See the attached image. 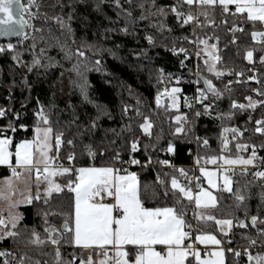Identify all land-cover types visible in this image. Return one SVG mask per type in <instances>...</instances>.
<instances>
[{
	"label": "trees",
	"instance_id": "16d2710c",
	"mask_svg": "<svg viewBox=\"0 0 264 264\" xmlns=\"http://www.w3.org/2000/svg\"><path fill=\"white\" fill-rule=\"evenodd\" d=\"M58 3H75V0H37L34 14L38 15L33 18L32 25L35 29L42 32H32L30 37L25 41H18L14 45L13 50L0 52V110H3L5 115L0 116V137L11 139L12 144L9 147L13 152L15 146L25 140H30L33 137V132L37 127L39 117L38 110L43 106L44 111L48 114L53 122L59 120V124H53L54 132L63 131L64 139H72L74 145H67L65 142L61 145L59 158L56 159L58 165L65 167L71 165L75 168L84 166H114L125 163L129 157L140 161L136 167H132L128 172L137 174L142 195L150 197L153 193L157 196L155 199H146V207L155 206H173L174 201L170 198H165L162 193L164 188L155 179L159 175V179L167 182L170 188L172 175H175L171 169L158 167L162 164L159 161L168 160L177 166H189L193 162V158L200 157L199 162L207 160L211 156H226V157H244L248 158L253 150L256 149L258 157H264V150H261V144L264 141V136L254 131L255 121L264 117V106L258 104L255 111L249 110L251 113V121L248 120L249 112H235L231 119H218V113L230 111L229 93L225 92L221 101H214L209 94V99L203 103H197L189 109H182L181 103L177 111L171 110L167 102L162 108L155 105L157 93H162V79L158 80L157 75L162 69L164 76L168 77L171 74V84L181 89L179 93L180 102L184 95L191 93L194 72H197L199 65L200 75L203 78L212 80L213 84L220 89L224 88L229 81L239 79L241 83H232L229 86L232 88L231 98L237 103L247 104L246 97H251L253 100L261 101V97L254 89L264 91V64H261L259 57L261 49L264 48V42H261L258 37L253 40L251 32L253 25L250 22L241 23L236 21L235 26L242 28L243 32H236L235 37L230 30L233 25V18L228 17L225 23H221L224 14L217 8L215 9L214 18L215 25L208 22V26L201 29L196 27V36L201 39H208L209 44H217L216 55L221 57L217 61V68L226 73L221 79L208 74L205 66L202 64L199 57H194V52L200 48L191 41L196 39L193 36V26L184 25L181 27L176 20L175 14L169 12L166 17L156 15L157 7L168 8L177 4V0H155L156 7H152L153 0H120L123 11L120 16H117V9L114 7V0H104L102 5L103 13L95 11V0H88V4L76 3L75 15L87 17L88 28L84 29L78 19H73L72 28L74 29V38H68V47L73 53L77 49L84 51V57L73 55L71 59H64L59 48L49 47L54 41L49 37V29L53 35L58 36L59 26L56 24L54 17L58 15L64 16L67 20V14L72 11L71 8L53 7ZM92 6H88V5ZM140 5L144 7L141 8ZM234 11V7L230 6ZM187 11V6H185ZM132 13L131 20L126 24L124 12ZM147 19H140L141 15ZM211 14V10H210ZM105 15L107 18H105ZM152 17V19H151ZM163 21L165 30L159 32L155 27L160 21ZM203 20V17H201ZM131 21H135L132 23ZM115 22V23H113ZM127 27L128 33L125 34L120 29ZM105 28L114 29L112 32L104 33ZM171 29V32L167 31ZM255 30L263 32L264 25L256 24ZM95 33V35H94ZM41 35L44 39L41 40ZM153 36L155 46L149 45L145 41L147 36ZM188 37L189 42H184L182 37ZM219 37V40L214 37ZM34 38V41H33ZM212 38V39H209ZM64 37H61L63 41ZM73 39L75 43H73ZM235 39V43L232 41ZM176 40L173 45L172 41ZM33 42L35 49L32 48ZM87 45H95L96 48L105 49L103 53L93 55L92 50L87 48ZM119 45L117 48L116 46ZM175 47L177 52L181 47L188 52V57L185 58L183 53L179 55L173 54L168 49ZM46 49L43 57L51 56L57 61L58 66L45 70L44 68H34L32 72L28 71L27 64L31 62L33 55L37 58L41 57V49ZM111 49L109 53L106 51ZM253 50V63L249 64L245 58L246 52ZM16 52L22 53L20 61L12 59ZM144 53L147 54V58ZM87 58V59H86ZM95 60H100L99 70H96L94 65ZM183 60L186 67H181L180 61ZM87 63L88 70L86 77L88 81V91L90 98L96 103L107 107L111 113V119L104 117L99 122V128L87 131L85 122L89 115H95L96 109L91 104L82 102L79 88L75 86L73 81H78L75 72H72V66L77 62ZM44 63H48L43 59ZM243 72V76L237 78L235 75H228V71ZM63 72V75L61 73ZM39 73V75L37 74ZM256 77L255 80L248 79ZM25 78L27 85H25ZM168 79V78H167ZM179 79V82L177 80ZM197 79V78H196ZM243 81H246L244 83ZM259 81V83L257 82ZM197 88H203L202 81L196 84ZM139 100V104L137 101ZM39 101V103L37 102ZM203 104H209L210 114L195 116L196 111L203 112ZM51 105H55L51 108ZM71 106V107H70ZM127 107L128 111L122 110ZM167 109V110H166ZM137 110L141 113L137 115ZM73 111L78 117L77 123L81 127L77 129L75 126L68 128L67 123L73 119ZM177 115L187 116V121L182 122L184 131L176 133L175 129L179 125L174 120ZM147 117L152 124L150 134L144 135L140 125ZM11 125V127H9ZM43 127L44 125H40ZM240 128L243 135L238 140L232 139V134L225 133L224 128ZM15 129L13 131L12 129ZM82 133L77 135V133ZM227 137L229 144L228 150H223L221 140ZM199 138V142L198 139ZM209 141L208 145L203 144V140ZM131 142L137 143V150L130 152ZM169 143L173 145L174 151L168 152ZM241 143L247 145L244 151H238L236 144ZM90 145L96 156L92 161L87 155ZM72 152L75 159L69 161L67 156ZM51 155V153H50ZM146 165H151L154 168H146ZM264 166V165H263ZM236 169L234 180L240 179L241 183L252 181L253 177L248 175L241 178L239 168ZM249 172L255 171L249 168ZM264 170V168H263ZM167 174V175H165ZM10 175V170L0 168V178ZM200 176V175H199ZM58 183H66L63 177L57 179ZM203 183V180H202ZM146 186V188H145ZM234 188L236 184L234 183ZM259 183H256L252 189V198L248 201L249 215H258L264 219V207L258 208L260 204ZM73 195L67 192V189L62 193L54 194L51 197L50 206H43L42 201H37L35 204L41 208H46L49 212L57 213L67 211L66 208L60 207L61 203L67 204L69 197ZM218 199V210H212L211 213L216 218H230L229 206L232 205V200L228 193L221 196L218 190L214 191ZM177 209L187 207L186 219L192 224V236L198 235L196 231L198 224L203 225L202 221H197L195 218H190L193 212V203L189 204L187 200H183L180 205H175ZM20 213L23 219L20 222V228L27 226L28 232L21 233L19 241H13L11 238L0 240V251L10 252L11 255L4 257L0 256V264H3L7 259L12 264L18 260L20 255L25 252L35 259H47L49 264L54 259V248L51 245L44 247L43 251L49 253L48 256H41L39 250L29 246L25 247L24 239L30 235V230L35 228L37 232L44 236V223L39 215L37 208L33 205L21 207ZM234 214L240 219H243V211H235ZM63 223V220L58 215H49L48 224L57 228ZM206 230L217 239H221L222 247L225 249V264H230L233 261L231 252L226 251L227 248H248V241L242 236H250L257 240L255 249L251 250V254H264V248L260 247V240L256 230L248 228L234 227L225 237L220 234L213 221L204 225ZM229 240L234 243H228ZM62 255L65 259H71L73 254L76 258L75 264L80 258H84L85 254L73 246L63 245L61 247ZM191 259V258H189ZM239 264H249L247 257L237 258Z\"/></svg>",
	"mask_w": 264,
	"mask_h": 264
},
{
	"label": "snow or ice",
	"instance_id": "6c2138e0",
	"mask_svg": "<svg viewBox=\"0 0 264 264\" xmlns=\"http://www.w3.org/2000/svg\"><path fill=\"white\" fill-rule=\"evenodd\" d=\"M76 3L88 4V0H75V3H58L53 7H59L61 9L69 7L72 9L67 14V20L64 16L58 15L54 17L56 24L59 26L60 34L58 36L53 35L52 30L49 29V37L54 41L49 47L59 48L63 54L64 59H71L73 55L78 57H84L85 52L77 49L76 53L68 47V38H74L75 32L71 24L73 19H78L84 29L88 28L87 17H80L75 15ZM131 3V0H128ZM104 0H95V11L103 13L102 5ZM234 5V11L230 6ZM37 6L35 0H28V5L25 6L21 3V0H0V35L4 36H17L28 39L26 35V27H31L33 32L40 31L29 24V21L25 19V14L35 18L38 13L33 14L31 8ZM92 6V5H88ZM187 6V11H185ZM114 7L118 10L117 16H120V12L123 11L120 0H114ZM143 8V5H140ZM152 7H156L155 0H153ZM219 8L224 17L221 23H225L228 17L233 18V27L230 29L235 37L236 32H243L242 28L235 26L236 21L241 23L250 22L253 25V31L251 32L253 40L258 37L261 42H264V32L256 31L255 25H264V0H177L176 5H172L168 8L157 7L156 15L160 17H166L169 12L174 13L176 20L180 23L181 27L184 25L193 26V36H196V27L201 29L208 26L209 20L215 25L214 13L215 9ZM211 10V14H210ZM125 23L127 24L132 17L130 11L124 12ZM203 17V20H201ZM105 18L106 15H105ZM140 19H147L143 14ZM135 23V21H131ZM115 23V22H113ZM155 27L159 32L163 33L165 30L164 23L161 20ZM114 29L105 28L104 33L112 32ZM119 31L128 33V28L125 27ZM171 32V29H167ZM95 35V33H94ZM61 37H64L63 41ZM219 40V37H214ZM44 37L41 35V40ZM149 45L155 46V39L149 35L146 37ZM184 42H189L188 37L179 38ZM212 39V38H209ZM34 41V38H33ZM75 43V40L72 41ZM235 43V39L232 41ZM173 45L176 40L172 41ZM194 43L197 48L199 45H203L202 51L205 52L207 59L204 60L207 70L212 73L216 79H221L226 73L217 68V61H220L221 57L216 55L217 44H209L208 39H201L196 36ZM8 49L14 51V46L8 44ZM36 45L33 42L32 48L35 49ZM117 48L119 45L116 46ZM89 50H92L93 55L103 53L105 49L96 48L95 45H87ZM173 54L179 55L183 53L185 58L188 57V52L185 48L181 47L179 52L175 47L168 49ZM4 51L3 47H0V52ZM46 49H41V57H43ZM109 53L111 49H107ZM259 61L264 64V48L261 50ZM22 53L16 52L12 56L13 60L20 61ZM147 58V54L144 53ZM197 57L200 56V52L197 51ZM245 58L249 64L253 63V50L246 52ZM43 59H46L48 63H44ZM37 58L33 55L30 63L27 64L28 71L32 72L34 68H44L45 70L53 67H57V61L54 57L47 56ZM87 59V58H86ZM101 61L95 60L94 65L96 70H99ZM181 67H186L183 60L180 61ZM88 70L87 63L77 62L72 66L71 71L76 73L78 81H73L76 87L79 88L80 95L82 96V102L85 104H91L95 109V115H89L85 113L87 120L85 122V129L87 131L98 129L99 122L107 117L111 119V113L107 107L96 103L89 95V85L86 77ZM39 75V73H37ZM228 75H235L237 78L243 76V72H233L229 70ZM63 75V72L61 73ZM164 73L160 69L157 75V79H163ZM171 78V74L167 77ZM196 83L198 84L203 79V88H197V94L194 97L195 100L203 103L209 99V94L212 100L221 101L225 92L229 93L230 111L218 113L217 118L231 119L235 112L231 110H237L239 112H249V110L255 111L258 104L264 106V100L257 101L251 97H246L247 104L237 103L231 98L232 88L229 86L232 83H241L239 79L235 81H229V84H225L223 89L217 88L212 80L203 78L200 75L199 65H197ZM250 80H255L256 77H249ZM179 82V79L177 80ZM246 83V81H243ZM259 83V81H257ZM25 85H27V79L25 78ZM261 97H264V91L260 89H254ZM181 92L179 87H173L171 91L165 89L163 94L157 93L156 104L161 106V95H166L171 104L170 108H178V96ZM39 103V101H37ZM184 103L191 108L192 104L189 103V99L186 97ZM139 104V100L137 101ZM54 108L55 105H51ZM71 107V106H70ZM204 111H196L195 116L200 117L202 115L210 114L209 104H203ZM167 110V109H166ZM123 112H127L125 107ZM141 113L137 110V115ZM5 115L3 110H0V116ZM37 116L39 121L35 128V138L31 141H24L15 146V153L9 151V147L12 144L11 139H0V166H7V170L11 172V178H6L0 183V200L8 201V215L7 217L0 214V240L11 238L13 241H19L21 239L22 232H28L27 226L23 229L20 228V222L23 219L22 214L15 211L21 204L33 205L37 208V215H39L45 225L43 231L44 236L36 231L35 228L30 230V235L24 239L25 247H33L39 250L41 256H48L49 253L43 251L44 247L51 245L54 248V259L51 264H75L76 258L73 254L71 259H65L61 252L63 245L76 246L81 249L91 250L98 255H102L98 264H225V249L209 251L204 249V258L201 257V251L194 248L192 244L186 243L187 240L192 238V224L186 219L187 207L177 209L175 205H180L183 200H187L189 204L194 203L196 209H202L198 213H194V218L197 221H202L203 225L198 224L196 231L199 233L194 237L202 245H221L222 240L217 239L216 235L211 234L206 230L204 225L208 222L214 221L218 226L219 231L227 237L228 233L234 228H248L255 229L257 236L264 238V219H261L258 215H249L248 201L252 198V189L256 183H259L260 192L259 200L260 204L258 208L264 207V170H259L260 165H264V157H258L256 149L253 147L252 153L248 158L240 157L229 158L226 156H211L207 158L205 163H211L217 166L218 171H207L201 167L200 172L207 178V184L211 189H217L221 196L224 193H228L232 200V205L229 206L230 218H216L209 209L218 210V197L213 194L209 188L202 187V181L199 177L188 178L187 170L180 168L176 169L174 165H170L168 160L159 161L160 164L168 165L173 168V172H179V174L189 181L190 186H182L175 175H172L170 185L166 181L157 177L159 184L164 188L162 195L165 198H170L174 201L173 206H155L146 207V199H155L157 194L153 193L150 197L142 195L141 186L135 172H127L126 169H116L113 167H95L87 166L75 168L71 165L65 167L63 165H57L53 168L55 159L59 158V151L61 145L65 142L67 145L73 146L74 141L72 139H64L63 131L54 132L53 124H59V120L53 122L50 120L48 114L44 111L43 106L38 110ZM187 116L177 115L175 120L179 125L176 127V133H182L184 131L183 123L187 121ZM251 113L249 112L248 120L251 121ZM78 117L73 111V119L70 120L66 127L71 128L75 126L77 129L81 127V124L77 123ZM44 125L41 127L40 125ZM257 125L254 131L261 136H264V117L255 121ZM11 127V125H9ZM145 134H150L152 128L151 122L147 117L144 118V122L140 125ZM15 131V129H12ZM225 133H231L233 140H238L243 132L240 128H224ZM82 133H77L81 135ZM198 142H199V138ZM209 141L203 140V144L207 146ZM223 150H228L229 141L227 137H223L221 140ZM87 155L89 157H95L96 153L92 150L90 145ZM132 151L137 150V143L133 142ZM247 145L237 143L236 148L238 151H244L247 149ZM264 148V144H261ZM168 152H173L174 148L169 143ZM51 153V155H50ZM14 156V159H13ZM67 159L72 161L75 156L72 152H69ZM200 157H197V163H199ZM259 164H256V161ZM222 161V163H218ZM130 164H139L140 161L131 159L128 161ZM241 166L239 175L241 178L251 175L252 181H246L241 183L240 179L234 180L236 176V169L234 166ZM248 166L255 168V171L249 172ZM124 171L126 174L121 175L120 172ZM219 178L222 179V185L218 184ZM231 173V174H229ZM167 175V174H165ZM35 176V179H33ZM61 176L66 183H57L53 177ZM197 181L196 184H192V180ZM13 181H17L24 185L23 191H21L22 199L12 200V195L18 190L14 186ZM234 183L236 187L234 188ZM33 185L35 190L33 191ZM43 188V191L41 189ZM65 188L67 192L73 194L69 197L67 204L61 203L60 207L66 208L67 211H61L57 213L49 212L46 208H41L35 204L37 201H42L43 206H50L51 197L54 194L62 193ZM146 188V186H145ZM195 189V191H194ZM107 198V199H106ZM243 211V219L236 216L234 211ZM49 215H58L62 218L63 223L59 228L50 226L48 224ZM243 239L248 241L249 246H255L257 240L250 236H242ZM228 243H234L229 240ZM157 246L160 249L157 250ZM260 247L264 248V239L260 240ZM114 253L113 256H109V252ZM226 251L231 252L233 255V261L230 264H239L240 258L247 257L249 264H264V254H257L253 256L247 249L242 253L233 248H227ZM11 253L7 251H0V256H10ZM192 259H189V257ZM3 264H12L9 260L5 259ZM15 264H49L47 259H33L26 252L15 261ZM79 264H95L91 255L87 260L79 259Z\"/></svg>",
	"mask_w": 264,
	"mask_h": 264
},
{
	"label": "built area",
	"instance_id": "2783aa9c",
	"mask_svg": "<svg viewBox=\"0 0 264 264\" xmlns=\"http://www.w3.org/2000/svg\"><path fill=\"white\" fill-rule=\"evenodd\" d=\"M36 1H37V0H35V4H36ZM21 3L24 4L25 6H27V5H28V0H21ZM35 9H36V6H33V7L31 8V12H32L33 14H34ZM25 19H27V20L29 21V24L32 25V20H33V17H32V16H30V15H28V14L26 13V14H25ZM31 32H32V28H31V27H26V35L28 36V38L30 37ZM18 41H21V42H22V41H25V39H24V37H21L20 39L15 40V41H11V42H8V41L0 42V47H3V48H4V51H6V50H8V47H7L8 44H12V45L14 46V45H16V43H17ZM145 41L148 43V41H147L146 38H145ZM4 51H2V52H4ZM196 84H197V83H196V74H195V72H194V76H193V84H192V91H191V93H189V94H187V95H184V98H183V100L181 101V108H182V109H185V110H186V109H189V107L184 103V100H185L186 97L189 99V103L192 104V107H194L197 103H200L199 101H197V100L194 99V97H195L196 94H197V86H196ZM162 93H164V92H162ZM162 93H161V94H162ZM166 98H167L166 95H161V106H160V108H162V107L164 106V102H165ZM156 105H157V104H156ZM157 107H158V106H157ZM132 144H133V142H131V145H130V152H133V151H132V147H131ZM262 144H264V141H263ZM261 150H264V148L261 147ZM93 159H94L93 157H90V161H92ZM131 159H132V158L129 157L128 160H127L125 163L120 164V165L117 164V165H114V166H111V167L116 168V169H122V170L126 169L127 172H128L132 167H136V166L138 165V164H130V163H128V161H130ZM205 161H206V160L197 163V159H196V158H193V162H192L191 165H189V166H177V165L172 164L171 162H169V164H170V165H174L176 169H180V168L186 169V170H187V174H188V178L199 177L200 180L202 181L201 177L199 176V170H200L201 167H207V166H208L209 163H205ZM56 163H57V161H56ZM218 163H221V161H218ZM255 163H256V164H259V161L257 160ZM145 167H146V168H154V167L151 166V165H146ZM158 167H159V168H160V167L168 168V169H171V170L173 171V168L170 167V166H168V165H163V164H162V165H160V166H158ZM216 167H217V166H216ZM249 168H253V167L250 166ZM263 168H264V166H263V165H260L259 170H263ZM253 169H255V168H253ZM255 170H256V169H255ZM121 172H124V171H121ZM175 173H176V175H177V179H178V181L181 183L182 186H190V185H189V181H188V179H186L185 177L181 176V175L179 174V172H175ZM229 174H231V173H229ZM10 175H11V172H10ZM157 177H159V175H156V176H155V179H156V180H158ZM196 183H197V181H196L195 179H193V180H192V184H196ZM194 191H195V189H194ZM106 199H107V198H106ZM189 217L192 218V219H194V212H192V213L190 214ZM192 229H193V228H192ZM191 231H192V230H191ZM186 243H188V244H192V245L194 246V248L197 249V246H196V244H195V242H194V237H193V236H192V238H190L189 240H187ZM245 249H247L249 252H251L252 249H255V246H251V247H248V248H238L237 250H238V251H241V252L243 253ZM109 256H110V257L113 256V252H112V251L109 253ZM242 257H246V256H243V255H242Z\"/></svg>",
	"mask_w": 264,
	"mask_h": 264
},
{
	"label": "rangeland",
	"instance_id": "374dc122",
	"mask_svg": "<svg viewBox=\"0 0 264 264\" xmlns=\"http://www.w3.org/2000/svg\"><path fill=\"white\" fill-rule=\"evenodd\" d=\"M151 19H152V17H151ZM203 45H200V48L197 50V51H199L200 52V56H199V58L201 59V62H202V64L205 66V68H206V72L208 73V74H210V75H212V76H214L212 73H210L208 70H207V66L205 65V63H204V60L205 59H207L208 57L206 56V54H205V52L204 51H202V49H203ZM197 51H195L194 52V57H196L197 55H196V53H197ZM216 54V53H215ZM196 74V73H195ZM215 77V76H214ZM162 83H163V90H162V92H165V89H167L168 91H171V89L173 88V87H176V86H174L173 84H171V81L169 80V79H167V77L166 76H164V78L162 79ZM163 94V93H162ZM177 96H178V108H170L171 110H174V111H177L178 109H179V107H180V98H179V94H177ZM165 102H167V105H170L171 104V100L167 97L166 98V100H165ZM164 102V103H165ZM155 105H156V101H155ZM157 106V105H156ZM174 120H175V118H174ZM176 121V120H175ZM22 142H24V141H21V142H19V143H22ZM18 143V144H19ZM14 153H15V151H14ZM13 153V154H14ZM229 158H233L234 159V157H229ZM237 158V157H236ZM221 163H222V161H221ZM235 168H239L240 169V167L241 166H239V165H237V166H234ZM248 167H250V166H248ZM203 168H205L207 171H218V169H217V167H216V165H213V164H211V163H209L208 164V166L207 167H203ZM199 175H200V177L202 178V180H203V183H202V187H204V188H209V185L207 184V178L206 177H204L203 176V174L200 172V170H199ZM59 177H61V176H56V177H53V179L58 183V181H57V179L59 178ZM218 184L219 185H222V179H220L219 178V173H218ZM5 179H2V180H0V183H2L3 181H4ZM13 183H14V186H16L17 188H18V190L17 191H20V189H22V188H24V185L22 184V183H19V182H17V181H13ZM209 190L210 191H212L213 192V194H214V191H216L217 189H211V188H209ZM16 191V192H17ZM15 192V193H16ZM12 198H14V195H12V197H11V199ZM194 204V203H193ZM194 207H195V205H194ZM16 211V210H15ZM200 211H203L202 209H197V213L198 212H200ZM0 214H2V215H8V201H5V200H0ZM213 250H216V249H213Z\"/></svg>",
	"mask_w": 264,
	"mask_h": 264
},
{
	"label": "crops",
	"instance_id": "0c3cea01",
	"mask_svg": "<svg viewBox=\"0 0 264 264\" xmlns=\"http://www.w3.org/2000/svg\"><path fill=\"white\" fill-rule=\"evenodd\" d=\"M233 7H234V5H233ZM263 32H264V31H263ZM141 130H142V133H143L144 135H148V134H145V133H144V131H143L142 128H141ZM35 135H36V133H35V130H34L32 139H30V140H25V141H31V140H33V139L35 138ZM0 139H9V138H6V137H0ZM9 151H10V149H9ZM14 151H15V148H14ZM14 151H13L12 153H14ZM10 152H11V151H10ZM13 159H14V156H13ZM56 161H57V160L55 159L54 164H53V168H55V167L58 165V163H56ZM84 167H87V166H84ZM95 167H111V166H95ZM0 168H6V169H7V166H0ZM79 168H80V167H79ZM129 173H130V172H129ZM120 174H121V175H125L126 173H125V172H120ZM6 178H11V175H8V176H6V177L0 178V180H2V179H6ZM33 179H35V176H33ZM201 179H202V178H201ZM23 189H24V188L20 189V191H17V192L14 194V198H12V200H19V199H22L23 197L21 196V191H23ZM34 190H35V186L33 185V191H34ZM41 191H43V188L41 189ZM25 206H30V205H27V204H21V205H19V207L16 208L15 210H16L17 212L20 213V210H19V209H20L21 207H25ZM193 206H194V204H193ZM208 211L210 212L211 209H209ZM193 212H194V213H197V209H196L195 207H193ZM3 216L7 217L6 215H3ZM196 220H197V219H196ZM213 222H214V221H213ZM216 227H217V230L219 231L218 226H216ZM219 233L222 234L220 231H219ZM222 235H223V234H222ZM195 236H196V235H194V237H195ZM194 242H195V244H196V246H197V249L201 251V257H202V258H204V255H205V253H204V249H205V248H207L209 251H212L213 249L219 250L220 248H223L222 245H219V246H217V245H207V246H205V245L200 244V243H199L198 241H196L195 239H194ZM73 247L79 249L82 253L85 254V257L83 258L84 260H87L89 255H91L92 260L95 262V264H98V262H99L101 259H103V256H102V255H98L96 252H91V250L81 249V248L76 247V246H73ZM159 249H160V246H157V250H159ZM110 252H111V251H110ZM110 252H109V253H110ZM113 255H114V253H113ZM189 258L192 259L191 256H190ZM77 264H79V261L77 262ZM186 264H187V261H186Z\"/></svg>",
	"mask_w": 264,
	"mask_h": 264
},
{
	"label": "water",
	"instance_id": "95a60500",
	"mask_svg": "<svg viewBox=\"0 0 264 264\" xmlns=\"http://www.w3.org/2000/svg\"><path fill=\"white\" fill-rule=\"evenodd\" d=\"M20 38L21 37H17V36H4V35H0V42H5V41L11 42V41L18 40ZM201 81H202V84H203V79H201Z\"/></svg>",
	"mask_w": 264,
	"mask_h": 264
}]
</instances>
